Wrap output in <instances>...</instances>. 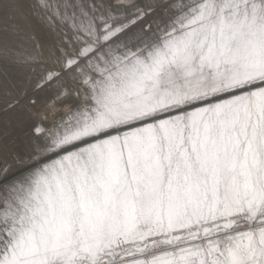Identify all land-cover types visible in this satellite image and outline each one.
I'll return each mask as SVG.
<instances>
[{"label":"snow or ice","instance_id":"snow-or-ice-1","mask_svg":"<svg viewBox=\"0 0 264 264\" xmlns=\"http://www.w3.org/2000/svg\"><path fill=\"white\" fill-rule=\"evenodd\" d=\"M0 264H264V0H0Z\"/></svg>","mask_w":264,"mask_h":264},{"label":"rangeland","instance_id":"rangeland-1","mask_svg":"<svg viewBox=\"0 0 264 264\" xmlns=\"http://www.w3.org/2000/svg\"><path fill=\"white\" fill-rule=\"evenodd\" d=\"M9 133L13 136L22 137V132L19 128L12 126L9 128Z\"/></svg>","mask_w":264,"mask_h":264}]
</instances>
